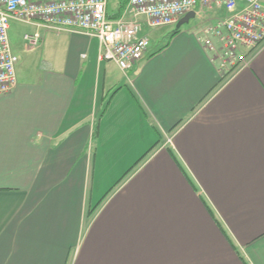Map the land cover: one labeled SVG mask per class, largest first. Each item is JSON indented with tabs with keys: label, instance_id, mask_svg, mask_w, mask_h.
<instances>
[{
	"label": "crops",
	"instance_id": "1",
	"mask_svg": "<svg viewBox=\"0 0 264 264\" xmlns=\"http://www.w3.org/2000/svg\"><path fill=\"white\" fill-rule=\"evenodd\" d=\"M194 11L126 71L29 24L39 67L0 95V264H264V40L220 76L199 36L227 12Z\"/></svg>",
	"mask_w": 264,
	"mask_h": 264
},
{
	"label": "built area",
	"instance_id": "2",
	"mask_svg": "<svg viewBox=\"0 0 264 264\" xmlns=\"http://www.w3.org/2000/svg\"><path fill=\"white\" fill-rule=\"evenodd\" d=\"M108 0H0V95L16 85L17 56L12 52L8 30L13 20L54 33L82 32L96 37L98 59L112 61L126 71L141 60L149 38L144 28L176 24L187 12H206L222 5L227 15L207 24L199 36L214 52L220 76L246 66L253 51L264 40V0H128L124 14H107ZM195 12V11H194ZM219 41V47L212 37ZM40 32L23 34V42L34 48Z\"/></svg>",
	"mask_w": 264,
	"mask_h": 264
},
{
	"label": "rangeland",
	"instance_id": "3",
	"mask_svg": "<svg viewBox=\"0 0 264 264\" xmlns=\"http://www.w3.org/2000/svg\"><path fill=\"white\" fill-rule=\"evenodd\" d=\"M197 23V18H192L182 27H191ZM176 24L165 25L153 29L146 28V35L150 39L149 45L156 47L167 38L168 34L175 29ZM29 24L13 20L8 30L9 42L12 52L17 56L15 65L16 78L18 81H26L34 78L35 69L39 67V45L28 48L23 42L24 32H30ZM159 39V40H158Z\"/></svg>",
	"mask_w": 264,
	"mask_h": 264
},
{
	"label": "water",
	"instance_id": "4",
	"mask_svg": "<svg viewBox=\"0 0 264 264\" xmlns=\"http://www.w3.org/2000/svg\"><path fill=\"white\" fill-rule=\"evenodd\" d=\"M195 13L193 10L187 12L184 16H182L179 21L176 23L175 29L172 31L173 33L178 32V30L180 29V27L183 24H186L189 22L190 19L194 18Z\"/></svg>",
	"mask_w": 264,
	"mask_h": 264
},
{
	"label": "trees",
	"instance_id": "5",
	"mask_svg": "<svg viewBox=\"0 0 264 264\" xmlns=\"http://www.w3.org/2000/svg\"><path fill=\"white\" fill-rule=\"evenodd\" d=\"M122 7H123V6L120 7V10L122 9ZM121 11H122V10H121ZM120 13H121V12L119 11V12L117 13V16H119ZM117 16H112V17H117ZM109 17H111V16H109ZM172 33H173V32H172Z\"/></svg>",
	"mask_w": 264,
	"mask_h": 264
}]
</instances>
